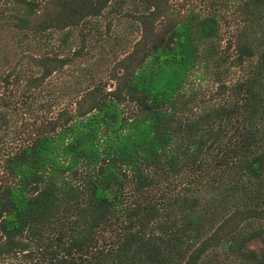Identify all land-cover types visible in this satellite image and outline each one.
Masks as SVG:
<instances>
[{
	"label": "trees",
	"instance_id": "16d2710c",
	"mask_svg": "<svg viewBox=\"0 0 264 264\" xmlns=\"http://www.w3.org/2000/svg\"><path fill=\"white\" fill-rule=\"evenodd\" d=\"M173 1L0 0L18 37L57 41L24 52L29 68L0 45V264L31 244L51 264H264V0L236 2L233 55L215 6ZM119 6L139 33L109 85L92 79L50 114L48 76ZM231 65L240 77L196 109L190 73L223 85Z\"/></svg>",
	"mask_w": 264,
	"mask_h": 264
},
{
	"label": "rangeland",
	"instance_id": "374dc122",
	"mask_svg": "<svg viewBox=\"0 0 264 264\" xmlns=\"http://www.w3.org/2000/svg\"><path fill=\"white\" fill-rule=\"evenodd\" d=\"M223 1V2H222ZM238 0H180L173 1L176 6H181L183 12L190 6L199 12L210 10L213 6L220 13L219 16V45L233 55L232 33L238 25L240 12L237 7ZM109 8V6H106ZM126 6H119L114 11H105L103 14L91 17L92 24L83 27L85 31V40L83 41L82 53L73 56V60L65 65L56 73L47 78V89L52 94H59L51 106V113L65 102L69 101L74 95L77 87L89 84L92 79H105L110 83L108 77L110 68L117 57H120L124 51L129 50L132 41L138 36V29L133 17L126 13ZM79 29L72 30L68 46L65 47V53L71 54L74 47L80 44ZM43 38H34L31 35L27 37H18L15 31L0 19V45L5 46L8 57L12 60H18L29 68L30 61L24 52L38 53L45 49L48 44H56V39H49L46 43L42 42ZM227 43H229L227 46ZM240 67L231 65L228 74L222 76L221 83L214 81L209 74L202 72V67L195 68L189 75V79L183 86L186 94L195 95V108H201L205 103L218 100L220 95L226 92L230 86L240 77ZM225 87V88H224ZM224 89V92L221 91ZM1 90V85H0ZM43 92V91H42ZM46 95V94H45ZM45 98V97H43ZM128 113H134L132 107H128ZM18 125V124H17ZM9 127L7 135H11ZM189 171L177 177L183 180L188 176ZM176 178V177H175ZM164 182H161L163 184ZM160 187V186H159ZM162 187V186H161ZM169 187V186H168ZM174 187H178L174 185ZM257 246L258 242L252 243ZM32 254L25 256L20 252L7 257V264H51L48 257L43 255L40 250H36L33 244Z\"/></svg>",
	"mask_w": 264,
	"mask_h": 264
}]
</instances>
